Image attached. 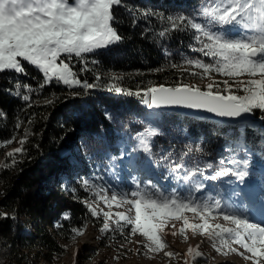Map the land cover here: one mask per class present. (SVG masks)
I'll return each instance as SVG.
<instances>
[{"label": "snow or ice", "instance_id": "6c2138e0", "mask_svg": "<svg viewBox=\"0 0 264 264\" xmlns=\"http://www.w3.org/2000/svg\"><path fill=\"white\" fill-rule=\"evenodd\" d=\"M118 8L129 13L132 27H136L140 19L146 22L147 26L141 31L142 38L147 36L154 40L174 33L190 34L189 51L199 53V58L184 56L179 63L167 65L171 69H184L172 86L150 81L147 87L124 88L119 83L123 75L116 73L108 76L107 83H102L99 72L95 73L92 82L82 80V73L93 72L99 66L97 56L105 52L111 54L124 42L125 38L114 26L119 23L115 14ZM153 16L166 25L155 35L150 34L153 29L149 18ZM161 51L166 58L172 55L166 46ZM25 65L37 69L42 78L36 86L24 83V94H21L18 77L29 74ZM77 65H80L79 69ZM5 72L15 73L17 77L13 88L7 90L9 95L21 99L29 108L37 103L32 100V95L53 84L66 88L72 97L89 95L90 90L138 97L150 110V116L147 122H141L145 124L143 130L129 137L136 143L118 149V155L110 159L126 160L130 168L137 170L145 164L155 167L153 139L164 134L158 110L182 107L205 111L240 125L248 126L256 120L264 124V0H204L191 13L174 15L142 11L130 6L126 0H73L71 3L69 0H0V74ZM213 73L226 79L210 83L203 89L185 82L187 78L211 79ZM52 104L53 100L45 99V105ZM104 116L113 122L112 113L105 111ZM31 122L29 119L28 123ZM21 123L17 120L16 130L20 129ZM236 131L238 135L227 149L230 156L209 161L203 166L198 160L190 161L192 166L182 160L177 162L172 159L171 151L162 155L161 160L168 165L167 178L174 184L172 190L163 189L151 179H133L132 187L127 190L84 180L82 186L106 207L126 209L104 211L86 200L84 203L92 222L100 224L99 232L109 239H116L119 233L125 244L131 243V238L138 234L143 238L140 248L145 251L137 250L135 254L147 255L159 253L169 246L164 239V230L169 221L180 219L187 210L203 223H189L188 218L183 217L184 223L179 231L185 239L186 229H191L194 234L206 235L218 254L236 253L252 264H264V214L260 221L252 218L251 205L241 190L251 178L248 158L251 149L247 147L246 131L240 133L239 128ZM261 132L264 133V128ZM240 135L245 136L243 142ZM28 136L25 130L19 140L20 147L7 154L12 164L17 162V156L26 154ZM15 139L13 135L0 143V147L13 143ZM260 139H264V135ZM197 151H200L199 147ZM209 182L216 183L209 185ZM261 183L264 184V175ZM223 185L230 189L226 196L219 191L215 196L196 195L204 193L210 186L220 189ZM260 199L264 201V193ZM217 216L231 227L209 223ZM3 217L16 219L6 213ZM64 218L69 217L65 215ZM89 222L85 220L80 226L71 228V238L82 235ZM171 226L175 227L174 224ZM232 244L239 245L244 251L233 248ZM118 250H123V246ZM164 255L169 259L174 256L172 252ZM197 259L206 257L199 251V246L189 247L184 264H193Z\"/></svg>", "mask_w": 264, "mask_h": 264}, {"label": "trees", "instance_id": "16d2710c", "mask_svg": "<svg viewBox=\"0 0 264 264\" xmlns=\"http://www.w3.org/2000/svg\"><path fill=\"white\" fill-rule=\"evenodd\" d=\"M126 2L142 11L174 15L191 13L204 0ZM115 14L119 23L114 26L125 38L124 42L114 48L111 54L105 52L97 56L99 66L93 72L82 73V80L92 82L95 73L99 72L102 83H107L108 76L116 73L123 75L119 83L124 88L147 87L150 81L152 84L172 86L184 69H171L167 65L170 62L179 63L184 56L199 58V53L189 51L190 34L174 33L170 37H156L154 40L147 36L142 38L141 31L147 26L143 19L139 20L136 27H132V18L123 8L116 9ZM149 21L153 29L151 35L166 26L156 16L150 17ZM165 46L172 54L169 58L162 55L161 49ZM25 66L29 74L18 77L21 94H24V83L36 86L42 78L37 69ZM79 67L77 65V69ZM157 68L164 70L154 72ZM16 79L15 73L0 74V143L16 136L13 143L0 147V264H35L32 260L39 255L49 260L54 255L61 256L64 251L60 241L72 239L71 228L80 226L85 220L90 221L88 225L96 224L92 222L84 203L92 198L90 191L82 186L84 180L127 190L132 187L133 179H151L163 189L172 190L174 184L167 178L168 165L161 160L162 155L171 151L173 160H182L189 166H192L190 161L198 160L201 166L209 161L215 162L221 157L230 156L227 149L238 135L237 128L240 133L246 131L247 147L251 149L248 157L250 180L261 183L264 175V139L260 137L264 135L261 132L264 124L260 121L245 126L172 111H158L164 134L153 139L152 159L155 167L145 164L137 170L130 168L126 160L113 161L110 157L118 155V149L136 143L129 137L142 131L145 124L141 122H147L150 116V110L138 97L105 90H90L89 95L72 97L66 88L53 84L42 92H35L32 100L37 103L29 108L7 91L13 88ZM189 79L185 82L188 83ZM45 99L53 100V104L45 105ZM105 111L112 113L113 122L105 119ZM29 119L31 124L28 123ZM17 120L22 122L19 130L15 127ZM25 130L29 133L25 145L27 152L24 156H17V162L12 164L5 152L9 147H20L19 140L23 138ZM240 140L243 142L245 136L240 135ZM197 147L200 151H197ZM143 168L149 174L143 172ZM114 169L116 175L112 179L111 172ZM155 177H162L164 181L159 183ZM214 183L209 182V185ZM73 189L76 191L73 192ZM217 189L210 186L204 193L196 195L215 196L219 191ZM5 213L16 219H5ZM65 215L69 218L65 219ZM34 250L36 253L31 255ZM86 252L89 254V257L87 255L84 258L86 260L96 254L92 247ZM81 253H77L78 260ZM82 262H76L75 258L73 264Z\"/></svg>", "mask_w": 264, "mask_h": 264}, {"label": "rangeland", "instance_id": "374dc122", "mask_svg": "<svg viewBox=\"0 0 264 264\" xmlns=\"http://www.w3.org/2000/svg\"><path fill=\"white\" fill-rule=\"evenodd\" d=\"M69 2H73V0H69ZM198 71V70H194ZM224 77L212 74V78H190L188 84L200 88H204L206 85L214 82H221ZM246 79V77H245ZM9 147L5 153L12 152L15 148ZM11 159V158H10ZM2 164V159L0 157V166ZM112 179H115L116 171L115 169L111 172ZM124 176L123 173H121ZM120 174H117V177L121 178ZM163 178L159 179L161 183ZM225 188V189H223ZM209 189V188H208ZM224 195L226 196L230 189L223 185L220 188ZM241 190L244 193L246 200L252 204V197L260 194L264 191V184L252 182L250 179L247 181V186H241ZM111 193H109L110 195ZM87 203L92 204L93 207H97L98 209H103L104 211H126L125 208H108L104 205V203L98 200L94 195L92 198L87 201ZM151 211V210H148ZM183 217H187L189 223H203L202 220L199 219L194 213L190 211H185L183 216L180 219H173L169 221V226L164 230V239L167 241L169 245L163 251L159 253H148L147 255H140L135 254L137 250L140 252L145 251L143 248H140V242L142 241V237L138 234L132 237V242L125 244L123 239L119 237V233H117V238L112 240L109 239L107 236L99 232L100 224H89L87 225L86 230L83 232L82 235L76 236L75 239L71 240H61L63 246V254L61 256H53L52 259H48L46 257L37 256L35 259L32 260L35 264H73L76 258V262L82 261L83 264H184L185 254L189 247L192 246H199V251H201L206 259H197L194 261L193 264H252L251 261L244 259L240 255L236 253L229 252L228 254L217 253L214 248L212 247L211 242L208 240L206 235H201L199 233L194 234L191 229H186V239L183 235L180 234V228L183 226L184 220ZM102 219V217H101ZM255 221H260V219H254ZM209 223L211 224H222L228 227L231 225L224 221L222 217L217 216L214 220H210ZM175 225L173 228L171 225ZM113 227H115L113 225ZM175 232V235L172 233ZM110 245V246H109ZM123 246V250L121 249ZM92 247L96 254L87 260L84 259L87 255V249ZM233 248L239 249V251H244L240 248L239 245L232 244ZM130 250V251H124ZM81 253V257L77 259V253ZM165 252H172L174 256L172 258H166L164 253ZM36 250L31 252V255H34ZM89 253V252H88ZM245 255H250L249 253H245ZM119 257V258H117Z\"/></svg>", "mask_w": 264, "mask_h": 264}, {"label": "water", "instance_id": "95a60500", "mask_svg": "<svg viewBox=\"0 0 264 264\" xmlns=\"http://www.w3.org/2000/svg\"><path fill=\"white\" fill-rule=\"evenodd\" d=\"M162 110L177 112L180 114L192 115V116L201 117V118H208L212 121L221 122V123H230V124L237 123L236 121L216 117L215 115L209 114L205 111L190 110V109L182 108V107H170V108H165V109H161L158 111H162ZM252 119H254V118H252ZM258 122H259L258 120L255 121V123H258Z\"/></svg>", "mask_w": 264, "mask_h": 264}, {"label": "bare ground", "instance_id": "6f19581e", "mask_svg": "<svg viewBox=\"0 0 264 264\" xmlns=\"http://www.w3.org/2000/svg\"><path fill=\"white\" fill-rule=\"evenodd\" d=\"M261 211H263L264 209L263 208H260Z\"/></svg>", "mask_w": 264, "mask_h": 264}]
</instances>
